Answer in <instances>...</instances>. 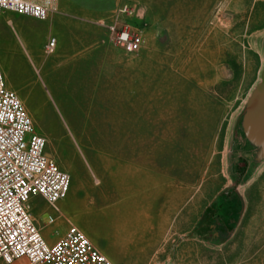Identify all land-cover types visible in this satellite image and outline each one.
<instances>
[{"label":"rangeland","instance_id":"374dc122","mask_svg":"<svg viewBox=\"0 0 264 264\" xmlns=\"http://www.w3.org/2000/svg\"><path fill=\"white\" fill-rule=\"evenodd\" d=\"M114 21L142 30L138 53L112 42ZM263 39L264 0H119L106 13L56 0L45 21L4 12L5 87L70 178L54 223L30 202L45 242L75 226L113 264H264V162L251 171L234 139Z\"/></svg>","mask_w":264,"mask_h":264},{"label":"built area","instance_id":"2783aa9c","mask_svg":"<svg viewBox=\"0 0 264 264\" xmlns=\"http://www.w3.org/2000/svg\"><path fill=\"white\" fill-rule=\"evenodd\" d=\"M56 0H0L4 12L37 21L47 20ZM112 42L126 53H138L143 45L142 30L116 21L107 26ZM56 39L45 44L53 52ZM46 141L33 130L16 95L5 87L0 70V264H113L89 238L75 226L49 246L34 224L30 202L43 199L55 215L46 224L62 216L57 203L69 192L70 178L60 171L46 152Z\"/></svg>","mask_w":264,"mask_h":264},{"label":"water","instance_id":"95a60500","mask_svg":"<svg viewBox=\"0 0 264 264\" xmlns=\"http://www.w3.org/2000/svg\"><path fill=\"white\" fill-rule=\"evenodd\" d=\"M261 47L263 61L259 78L245 101L234 132V139L249 155L251 171L264 162V39Z\"/></svg>","mask_w":264,"mask_h":264},{"label":"crops","instance_id":"0c3cea01","mask_svg":"<svg viewBox=\"0 0 264 264\" xmlns=\"http://www.w3.org/2000/svg\"><path fill=\"white\" fill-rule=\"evenodd\" d=\"M87 13H106L117 9L119 0H63ZM22 264V263H20Z\"/></svg>","mask_w":264,"mask_h":264},{"label":"bare ground","instance_id":"6f19581e","mask_svg":"<svg viewBox=\"0 0 264 264\" xmlns=\"http://www.w3.org/2000/svg\"><path fill=\"white\" fill-rule=\"evenodd\" d=\"M20 262V261H19Z\"/></svg>","mask_w":264,"mask_h":264}]
</instances>
